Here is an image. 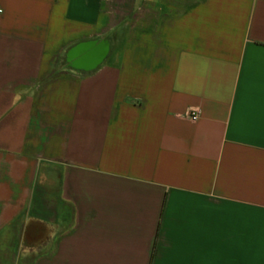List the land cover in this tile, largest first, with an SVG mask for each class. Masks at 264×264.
I'll list each match as a JSON object with an SVG mask.
<instances>
[{"label":"crops","instance_id":"1","mask_svg":"<svg viewBox=\"0 0 264 264\" xmlns=\"http://www.w3.org/2000/svg\"><path fill=\"white\" fill-rule=\"evenodd\" d=\"M0 264H264V0H0Z\"/></svg>","mask_w":264,"mask_h":264},{"label":"built area","instance_id":"2","mask_svg":"<svg viewBox=\"0 0 264 264\" xmlns=\"http://www.w3.org/2000/svg\"><path fill=\"white\" fill-rule=\"evenodd\" d=\"M187 116H188L189 118H191L192 120H196V119L198 118V113H196V112H191V113L187 114Z\"/></svg>","mask_w":264,"mask_h":264},{"label":"water","instance_id":"3","mask_svg":"<svg viewBox=\"0 0 264 264\" xmlns=\"http://www.w3.org/2000/svg\"><path fill=\"white\" fill-rule=\"evenodd\" d=\"M107 47H106V49H105V47H104V51L101 53V56L100 57H103V55H105L106 53H107Z\"/></svg>","mask_w":264,"mask_h":264}]
</instances>
